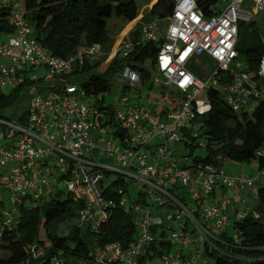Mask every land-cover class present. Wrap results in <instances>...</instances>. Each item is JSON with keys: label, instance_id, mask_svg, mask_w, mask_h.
I'll return each mask as SVG.
<instances>
[{"label": "built area", "instance_id": "obj_1", "mask_svg": "<svg viewBox=\"0 0 264 264\" xmlns=\"http://www.w3.org/2000/svg\"><path fill=\"white\" fill-rule=\"evenodd\" d=\"M7 10L14 33L0 42V94L25 87L27 102L15 119L0 115V238L15 226L17 206L25 198H48L63 184L73 202L82 205L78 218L82 227L97 232L116 209L131 212L135 218L138 237L133 244L126 249L118 244L95 248L87 264H204L198 263L203 249L216 251L217 236L251 212L233 217L231 208L239 194L260 177H232L213 164L183 167L170 145L197 139L193 125L210 112V91L224 89L236 111L264 98L252 75L241 71L242 64L235 61L239 23L253 22L264 11V0H220L210 17L195 0H175L169 25L143 26L140 41L159 44L153 63L156 85L162 82L181 98L161 111L150 106L127 107L114 112L111 124L96 105L87 103L83 88L91 75L100 74L105 56L102 46L84 47L67 59L54 57L34 40L22 0H0V12ZM127 44L114 58H128L134 45ZM200 56H207L213 69L198 77L189 67ZM121 71L125 87L143 88L139 72L128 65ZM226 75L231 82L223 87ZM257 77L264 80V56ZM150 104L159 102L150 100ZM262 159L264 146L252 166L260 169ZM259 172L264 175V168ZM109 174L118 175L123 184L102 188L103 177ZM129 183L137 187L136 199L129 194ZM220 186L229 197L208 203L209 195ZM4 193L15 199L10 209L5 207L10 203ZM188 199L196 205L194 210ZM152 229L167 232L172 251L142 259L144 250L155 243ZM196 237L199 248L188 258ZM29 254L40 261L46 250L33 245ZM60 255L49 263L66 264Z\"/></svg>", "mask_w": 264, "mask_h": 264}, {"label": "trees", "instance_id": "obj_2", "mask_svg": "<svg viewBox=\"0 0 264 264\" xmlns=\"http://www.w3.org/2000/svg\"><path fill=\"white\" fill-rule=\"evenodd\" d=\"M137 0H22L25 17L32 28L34 40L54 57L67 59L78 50L100 44L104 50L109 42L107 21L113 17L126 23L140 16ZM150 2L151 0H144ZM198 7L207 16H214L215 6L220 0H195ZM175 0H160L150 11L157 20H166L172 13ZM9 10L0 12V37L14 33L9 24ZM147 18L142 17L141 21ZM248 25H254V22ZM239 25L237 51L245 55L246 72L252 75L258 88L264 92V80L257 77L259 61L264 56V48H241L243 28ZM140 25L130 35L133 52L127 59L115 58L104 72L91 75L83 85L87 98L97 97L108 92L113 75L125 66H131L145 83L150 79L153 63L159 50V44L140 41ZM85 72H88L85 70ZM231 78L224 76L222 86L229 84ZM24 88L0 94V115L18 104L24 97ZM211 110L194 122L195 131L203 137L207 150L205 159H193L182 165L190 167L197 164H213L221 167L226 162L251 164L257 151L264 146V98L249 101L238 111L228 103L225 90L208 93ZM109 107L99 106L98 111L111 123L114 112ZM250 111L251 114L248 113ZM102 118L99 117V121ZM196 126V127H195ZM191 147V153L196 147ZM198 148V147H197ZM189 156H187L188 158ZM222 160H218V158ZM264 168V159L260 169ZM123 184L117 178L113 186ZM257 203L244 218L233 221L225 232L217 236V250L204 249V256H212L213 264H264V185L258 187ZM82 205L73 202L64 190H58L48 198L32 200L25 198L17 206L16 224L11 230L3 232L0 238V264H50V259L59 254L64 263L87 264L95 248L107 244H118L122 249L133 244L138 232L131 212L116 209L111 212L108 222L97 232L78 223ZM257 215L255 217L254 215ZM42 232L44 239H40ZM155 243L144 250L143 258H160L172 251V245L166 240L167 232L152 229ZM37 245L46 250V256L40 261L32 260L30 247Z\"/></svg>", "mask_w": 264, "mask_h": 264}, {"label": "rangeland", "instance_id": "obj_3", "mask_svg": "<svg viewBox=\"0 0 264 264\" xmlns=\"http://www.w3.org/2000/svg\"><path fill=\"white\" fill-rule=\"evenodd\" d=\"M160 0H151L150 2H146L144 0H137L138 9L142 12L143 9L146 7L148 8V12L150 13L151 9L154 7L155 4ZM140 12V15H141ZM147 18L145 21H143L142 25H152L157 24L161 28H166L169 25V21L166 20H157L155 16L148 14L145 16ZM116 19V18H112ZM138 21H141V18L139 16ZM108 22L107 31L112 36L114 25H112V21L110 20ZM254 25H248L247 23L240 22L239 25H241L243 28V37H242V43L241 48L243 50L247 49L248 47H256V48H264V11L256 14L253 19ZM124 27V26H123ZM130 30L125 31L124 34H121L119 36L118 41H114L113 45V51L111 54H108L107 56H104L102 65L100 68V73L104 72L109 66L111 65L112 57L114 58L117 56V53H119L125 45H129L127 43L132 42V40L129 38L130 36ZM8 36H1L0 42H3L7 40ZM133 43V42H132ZM116 53V55H114ZM117 58V57H116ZM236 63L243 64L246 61V57L244 54L239 56L236 60ZM191 71L198 77H201L202 74H206L207 72L211 71L213 69V62L207 57V56H200L198 57L194 63L189 67ZM244 69V68H242ZM240 69V70H242ZM122 71H117L109 83V90L108 92L100 95L97 97V101L93 98H87V103H93L97 106H104L109 107V110H113V112H119L124 111L127 107H136V106H150L152 109L154 108L156 111H161L162 108L168 109L172 106H175L178 103V100L181 98L180 95L171 87H167L160 82L156 85V81L154 77H150L149 80H147L143 88H132V87H125V85L122 84L120 76ZM87 80V79H86ZM9 91L4 92V94H7ZM150 100L157 101L159 104L157 106H153L150 104ZM27 99L24 97L18 104L13 106L11 109L7 110L5 113L2 114V117L5 119H15L19 115L22 114L23 110L26 107ZM249 114L250 111H248ZM108 115V113H102L101 115ZM196 127V126H195ZM196 129V128H194ZM196 135L198 136L195 141L192 140H186L189 145L197 146L198 144H201L203 141V137L200 136V133L196 131ZM181 138V137H180ZM181 140H183L181 138ZM170 148L173 151L174 157L179 161L181 165L191 163L193 159H205L207 155V150L201 149V148H195L193 149V152L191 153V147L184 145L182 142L174 143L170 145ZM187 156H189L187 158ZM108 163H111L109 161ZM224 168L231 173L235 174H241L244 176H249L256 180L258 177L259 180L255 183V187L253 189H257L258 187H261L264 185V175H262L258 169L252 166V164L248 163H242L237 164L233 162H227L224 163ZM9 168V167H7ZM133 173V172H130ZM118 178V175L116 174H109L104 175L103 177V184L101 185L102 188L108 187L113 184V182ZM129 194L131 195V198L136 199L138 197L137 193V187L134 185V183H129ZM59 189L64 190L63 184H60ZM180 192L183 195H186L185 189H180ZM66 193V191H65ZM3 197L7 199L10 203V205L5 206L6 209H10L13 207L15 203V199L7 194H3ZM188 203L190 205V209L194 210L196 208V205L194 203H191V201L188 199ZM197 238V237H196ZM40 239H44V233L42 232ZM198 240V239H197ZM204 248V247H203ZM204 250V249H203ZM215 261L214 257L212 256H202L201 258H198V263H204V264H213Z\"/></svg>", "mask_w": 264, "mask_h": 264}, {"label": "crops", "instance_id": "obj_4", "mask_svg": "<svg viewBox=\"0 0 264 264\" xmlns=\"http://www.w3.org/2000/svg\"><path fill=\"white\" fill-rule=\"evenodd\" d=\"M111 21H112V25H114L115 29L113 30L114 34L112 36L109 34V42L104 48L105 56H107L108 54H111V52L113 51L114 41L115 40L118 41L119 36L121 34H124L125 31L130 30L131 32L129 34L131 35L133 32H135V30H137V26L138 25H140V29L144 26V25H142L143 21H138V19L133 21V22H131V23H126V22H124V21H122L120 19H110V22ZM107 27H108V22H107ZM129 38H130V36H129ZM112 59H115V58L112 57ZM246 67H247V64L243 63L242 64V68H244V69L241 68L242 69L241 71H246ZM151 77H154V72L153 71L151 73ZM221 168L229 176H232V177L244 176V175H241V174L237 175L235 173H231L230 171H228V170H226L224 168V165H222ZM254 187L255 186H253L251 189L243 191L235 199V202H234V204L232 205V208H231V211L233 212V215H232L233 217H235L236 213H242V212H244L246 210L252 211L254 209V207H255V205L257 203L256 193H257V189H258L257 188L255 190V189H253ZM229 195H230V193L227 190H225L223 187H221V186L220 187H216L215 190L213 191V193L211 195H209V197L207 199V202L210 203V204L211 203L215 204L218 201H220V199H222V198H228ZM198 248H199V240H197V238H195V242L192 245V250L187 255L188 258H190V256L192 254H194L195 251Z\"/></svg>", "mask_w": 264, "mask_h": 264}, {"label": "water", "instance_id": "obj_5", "mask_svg": "<svg viewBox=\"0 0 264 264\" xmlns=\"http://www.w3.org/2000/svg\"><path fill=\"white\" fill-rule=\"evenodd\" d=\"M148 14H149V12H148V8L146 7V8L143 9V11L141 12L140 17L142 18V17H144V16H147Z\"/></svg>", "mask_w": 264, "mask_h": 264}]
</instances>
